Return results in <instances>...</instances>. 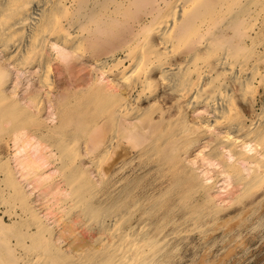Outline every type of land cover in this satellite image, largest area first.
<instances>
[{
  "label": "bare ground",
  "instance_id": "obj_1",
  "mask_svg": "<svg viewBox=\"0 0 264 264\" xmlns=\"http://www.w3.org/2000/svg\"><path fill=\"white\" fill-rule=\"evenodd\" d=\"M106 40L120 52L100 56ZM83 56L98 67L86 72ZM263 88L264 0H0V108L33 123L11 134L12 152L0 157V264H160L197 219L153 220L157 191L122 202L117 181L97 191L78 170L61 176L63 153L40 136L42 123L65 125L57 108H106L126 140L114 146L106 126L90 139L88 152L110 154L105 171L137 151L159 170L161 192L177 177L214 203L221 180L242 194L264 185ZM202 106L210 115L191 121ZM201 144L209 148L197 156L215 161V176L189 160ZM74 223L96 232L90 250L60 241Z\"/></svg>",
  "mask_w": 264,
  "mask_h": 264
},
{
  "label": "rangeland",
  "instance_id": "obj_2",
  "mask_svg": "<svg viewBox=\"0 0 264 264\" xmlns=\"http://www.w3.org/2000/svg\"><path fill=\"white\" fill-rule=\"evenodd\" d=\"M138 12H136V16L139 14ZM121 29L123 28L121 27ZM125 29L126 27L123 30L128 33V30ZM110 41L106 40L105 44L103 43V48H99L100 56L106 55L114 48H116L115 50L118 49L117 45ZM117 52L119 53L120 49ZM78 61H82L83 66H87L88 70L86 72L91 70L92 67H98L91 62L89 56L80 57ZM34 63L29 65H35ZM29 71L26 74L35 75L39 73L40 68L36 66ZM96 71L100 77L106 75L97 69ZM121 71L124 73L123 70ZM63 75L62 73L61 76ZM40 92H43V97H46L44 91ZM79 99L83 100L84 96H80ZM161 100L160 104L164 103L167 108L171 106L166 97ZM95 103L90 104L91 108H81V103H78L75 108H62L61 111L57 108L59 112L55 114L56 120L64 117L67 120L65 125L61 128H54L56 124L51 122L49 124L42 123L40 127L43 126L40 136L42 135L41 138L43 137V141H46L44 143L48 141L53 147L57 148L56 146H58L63 153L64 163L67 165L63 167L64 170L60 173L61 176L65 177L64 172L70 174L78 170L81 175L87 174L90 180L89 183L97 191L99 189L106 190L113 182L117 181L122 187L124 185L121 194L122 202L128 201L134 193L145 198L153 193L156 194L157 191L158 193L153 198L157 208L152 212V219H156V221L173 218L184 221L188 217L196 216L197 219H194V225V222L188 220L181 226L180 236L177 235L176 239L169 241L167 257L160 264H264V185L257 188V190L254 189L251 192L242 194L241 190L237 189L238 187H232V185L223 189V180H221L211 192V196L215 199L214 203L201 196V194L194 193L191 187L182 184V180L177 179V177L169 188L166 187L161 192L160 189L163 186L158 188L155 185L157 179L161 177L159 170L154 166L152 159L145 155L140 156L137 151L130 153L124 167L117 169L114 166L105 171L104 169L110 161V154L99 153L100 147L97 151L88 152L87 145L90 144V139L94 134H98L102 126L107 127V135L116 131L117 135L115 137H117L113 138L114 146L119 142L123 145L126 139L122 138V129L115 128L113 120L106 122V108L102 107L101 103ZM259 103H262V107H264V88ZM145 104L146 102H143V106ZM259 105L257 108H259ZM7 111L8 108H0V113L4 114L0 120L1 158L7 157L12 152L10 146L11 134L15 131L30 128L33 125L22 110L16 111L17 116L12 119L5 115ZM202 115H210L204 106L191 110L189 119L199 121ZM47 125L52 127L51 130L46 129ZM223 135V132L219 134L221 137ZM207 148L209 147H205L204 144L196 147L194 158L189 160L198 161L202 168L213 170L211 174L215 176L219 168L215 161L214 163L210 162V164L207 161H202L201 157L197 156ZM49 149L51 150V148ZM201 166L200 170L202 169ZM105 173L106 175H104ZM61 176H59L58 181L60 185H63ZM200 176L205 177L203 173H200ZM220 177L222 178V176ZM179 190L180 193L178 194ZM144 191L146 192L144 193ZM92 201L95 202L96 198ZM41 210L43 211V208ZM44 212L45 210L41 214H44ZM67 212L73 220H76V212L68 207L63 208L62 214L66 216ZM130 219L133 223H137L139 218L134 215ZM59 228L60 226H56L57 236L60 235ZM74 229L75 231L69 235V239L59 238L60 241H68L75 245L78 244L83 250H90L92 248L91 240L96 236V232L77 224L74 225ZM166 229L169 230L170 228ZM85 240H89L87 244H85ZM83 242L85 243L83 244Z\"/></svg>",
  "mask_w": 264,
  "mask_h": 264
}]
</instances>
